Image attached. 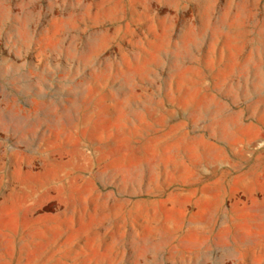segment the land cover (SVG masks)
<instances>
[{"label":"rangeland","instance_id":"1","mask_svg":"<svg viewBox=\"0 0 264 264\" xmlns=\"http://www.w3.org/2000/svg\"><path fill=\"white\" fill-rule=\"evenodd\" d=\"M0 264H264V0H0Z\"/></svg>","mask_w":264,"mask_h":264}]
</instances>
